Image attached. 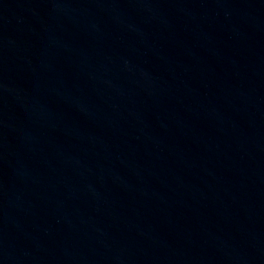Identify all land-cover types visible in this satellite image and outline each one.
<instances>
[{
	"label": "water",
	"instance_id": "water-1",
	"mask_svg": "<svg viewBox=\"0 0 264 264\" xmlns=\"http://www.w3.org/2000/svg\"><path fill=\"white\" fill-rule=\"evenodd\" d=\"M0 264H264V0H0Z\"/></svg>",
	"mask_w": 264,
	"mask_h": 264
}]
</instances>
